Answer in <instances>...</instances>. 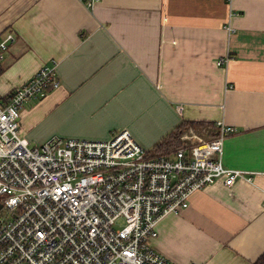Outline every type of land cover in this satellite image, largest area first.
Returning a JSON list of instances; mask_svg holds the SVG:
<instances>
[{"label":"crops","instance_id":"crops-1","mask_svg":"<svg viewBox=\"0 0 264 264\" xmlns=\"http://www.w3.org/2000/svg\"><path fill=\"white\" fill-rule=\"evenodd\" d=\"M9 32L17 39L0 62L2 100L58 61L60 87L21 109V133L33 145L53 136L106 140L127 128L150 151L183 120L232 127L223 162L257 172L254 181L195 192L188 208L160 221L153 246L176 264H257L264 0H101L94 9L82 0H0V39ZM227 52L231 60L219 64ZM191 130L205 137L189 126L183 144Z\"/></svg>","mask_w":264,"mask_h":264},{"label":"built area","instance_id":"built-area-1","mask_svg":"<svg viewBox=\"0 0 264 264\" xmlns=\"http://www.w3.org/2000/svg\"><path fill=\"white\" fill-rule=\"evenodd\" d=\"M100 1L82 0L89 9ZM225 29L235 32L230 22ZM16 39H0V62ZM230 60L227 52L219 64ZM60 85L52 60L0 98V264H176L153 246L160 221L209 185L254 181L257 172L224 164L234 130L224 121L217 137L191 130L187 143L159 157L127 128L106 140L53 136L33 145L21 133V109Z\"/></svg>","mask_w":264,"mask_h":264},{"label":"trees","instance_id":"trees-1","mask_svg":"<svg viewBox=\"0 0 264 264\" xmlns=\"http://www.w3.org/2000/svg\"><path fill=\"white\" fill-rule=\"evenodd\" d=\"M189 126H193L208 139L215 138L219 135V130L216 127L215 122L183 120L173 130H171V132H169L153 146V148L149 152V155L152 157L169 155L176 149L182 147L184 144L181 141L180 136L182 132L185 131ZM257 264H264V254L260 258H258Z\"/></svg>","mask_w":264,"mask_h":264},{"label":"rangeland","instance_id":"rangeland-1","mask_svg":"<svg viewBox=\"0 0 264 264\" xmlns=\"http://www.w3.org/2000/svg\"><path fill=\"white\" fill-rule=\"evenodd\" d=\"M25 104H26V103H25ZM25 104H24V105H25ZM24 105H23V106H24ZM115 132H116V131H115ZM115 132H113L112 135H113ZM112 135H111V136H112Z\"/></svg>","mask_w":264,"mask_h":264}]
</instances>
